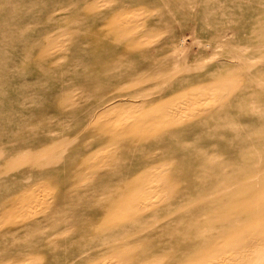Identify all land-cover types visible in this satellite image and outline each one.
I'll return each mask as SVG.
<instances>
[{
    "label": "rangeland",
    "instance_id": "374dc122",
    "mask_svg": "<svg viewBox=\"0 0 264 264\" xmlns=\"http://www.w3.org/2000/svg\"><path fill=\"white\" fill-rule=\"evenodd\" d=\"M214 86H234L237 97L223 108ZM185 103L214 112L211 121L167 133L179 121L167 106ZM263 123L264 0H0V264L116 259L142 229L173 264H201L264 215L251 202L264 200ZM143 185L148 201L168 199L124 232L112 215ZM135 246L144 258L147 246Z\"/></svg>",
    "mask_w": 264,
    "mask_h": 264
},
{
    "label": "bare ground",
    "instance_id": "6f19581e",
    "mask_svg": "<svg viewBox=\"0 0 264 264\" xmlns=\"http://www.w3.org/2000/svg\"><path fill=\"white\" fill-rule=\"evenodd\" d=\"M234 86H232L231 88L230 87H225V88H222V87H220V86H214V94L212 95V98H211V100L212 101H214V102H216V101H225L224 99L227 97V101H229V99L231 100V99H233L234 97H237L236 96V94H233V92H234ZM227 101H225L224 103H222L221 104V106L224 108L225 107V105H227L226 104V102ZM250 105V104H249ZM190 107V108H189ZM192 105L190 106V105H188L187 103H185L183 106H179V105H177V104H174V105H171V106H167V108H166V114L170 117H172L173 115H176L177 113L179 114V121L177 122V123H168V127H167V130H166V132L167 133H169V132H172L173 130H177L178 128H179V125L180 124H182L183 122H188V123H194L195 125L196 124H199V125H202L201 123L203 122V121H205L206 119H209V121L208 120H206L207 122H210L211 120H210V118L214 115L213 113L214 112H208V110H206V109H203V110H200V109H197L196 107L194 108V109H192ZM227 107V106H226ZM258 107V106H257ZM179 108V109H178ZM257 109V108H256ZM222 110V109H221ZM249 111L251 110V109H248ZM252 112V111H251ZM261 118V117H260ZM263 118V117H262ZM187 119V120H186ZM262 120V119H261ZM213 123V122H212ZM203 124H204V122H203ZM253 125V124H252ZM263 125H264V123H263ZM208 126V125H207ZM210 127H211V125H209ZM214 126H215V124H214ZM221 126V125H220ZM223 126V125H222ZM229 126V125H228ZM234 126V125H233ZM232 125H231V127H233ZM201 128V127H200ZM208 128V127H207ZM229 128V127H228ZM228 128H226L227 130H229ZM252 128V130H254L253 129V126L251 127ZM203 129V128H202ZM210 129V128H209ZM211 129H212V127H211ZM223 130H225V128L223 129ZM224 132H226V133H228L227 131H224ZM174 133L175 132H173V134L172 135H174ZM219 134V133H218ZM232 134V133H231ZM170 135V134H169ZM168 135V136H169ZM208 135V134H207ZM226 135V134H225ZM209 136V135H208ZM219 135H217V137H218ZM224 136V135H223ZM235 136V135H234ZM189 137H191V136H189ZM220 137V136H219ZM225 137V136H224ZM260 138H262L261 136H259ZM258 137V138H259ZM168 138V137H167ZM183 138V137H182ZM188 138V137H187ZM194 138V137H193ZM199 138V137H198ZM214 138H215V136H214ZM226 138V137H225ZM225 138H224V141H225ZM230 138L232 139V136L231 137H229V139L228 138H226V139H228V142H229V140H230ZM234 138H237V137H234ZM257 139V140H261V139ZM173 139V138H172ZM176 139V138H175ZM221 139V138H220ZM174 140V139H173ZM177 140V139H176ZM178 140H180V137H179V139ZM236 140H238V139H236ZM192 141V140H191ZM196 141V140H195ZM227 141V140H226ZM226 141H225V143L223 142V144H226ZM232 141L233 140H231V143H232ZM263 141H264V139H263ZM198 142V141H197ZM234 142V141H233ZM255 142H257V141H255ZM230 143V144H231ZM237 143H242L243 144V141L242 142H235V144H237ZM252 143V142H251ZM195 144H196V142H195ZM194 144V145H195ZM200 144V143H199ZM205 144V143H204ZM253 144H254V141H253ZM257 144H258V142H257ZM256 144V145H257ZM226 145H229V144H226ZM255 145V146H256ZM190 146V145H189ZM210 146V145H209ZM208 145H207V147H209ZM215 146V145H214ZM232 146H233V144H232ZM236 146V145H235ZM249 146V145H248ZM252 146V145H251ZM255 146H254V148H255ZM191 147V146H190ZM195 147H197V146H195ZM203 147V146H202ZM206 147V146H205ZM212 147H213V145H212ZM211 147V148H212ZM227 147H229V146H227ZM238 147H239V145H238ZM238 147H234V151H235V148H236V150H237V148ZM241 147V146H240ZM258 147V146H257ZM256 147V148H257ZM192 148V147H191ZM210 148V147H209ZM208 148V149H209ZM230 148V147H229ZM233 148V147H232ZM214 148H212L211 150H213ZM215 149H217V147H215ZM240 148H238V150H239ZM246 149L247 148H245V150H241V151H246ZM249 149V148H248ZM251 149V148H250ZM201 150V149H200ZM210 150V149H209ZM204 151V150H203ZM206 151V150H205ZM208 151V150H207ZM214 151V150H213ZM213 151H212V154H213ZM231 151V150H230ZM240 151V152H241ZM248 151V150H247ZM250 151V150H249ZM262 151V150H261ZM256 152V151H255ZM260 152V151H259ZM190 153V152H189ZM211 153V152H210ZM209 152H208V154H210ZM217 153V152H216ZM236 153V152H235ZM245 153V152H244ZM254 153V152H253ZM257 153V152H256ZM261 153V152H260ZM207 154V153H206ZM220 155V154H219ZM222 155V154H221ZM249 155V154H248ZM255 155H257V154H255ZM259 155V154H258ZM212 156V155H211ZM215 156V155H214ZM214 156H212V157H214ZM225 156V155H224ZM224 156L221 158V159H224ZM238 156H240V155H238ZM242 157H243V155H241ZM251 156V155H250ZM252 156H254V155H252ZM208 157V156H207ZM207 157H206V159H207ZM226 157V156H225ZM259 157V156H258ZM215 158V157H214ZM263 158V157H262ZM203 160H204V158H202ZM209 159V158H208ZM207 159V160H208ZM212 158H210L209 160H211ZM256 159V160H255ZM255 162L257 161L258 162V160H257V158L255 157ZM261 159V158H260ZM203 160H201V162L203 161ZM208 160V161H209ZM217 160V159H216ZM227 160V159H226ZM192 161H193V159H192ZM205 162L203 163V165L205 164V165H207L206 164V160H204ZM248 161V160H247ZM214 162H215V160L213 161V167H214ZM227 162H228V160H227ZM232 162V161H231ZM254 162V163H255ZM262 162V161H261ZM260 162V164H262ZM208 163V162H207ZM215 163H219V161L218 162H215ZM220 163H221V160H220ZM254 163H253V166H254ZM197 164V167H196V165H194L195 166V169L196 168H198V164L199 163H196ZM209 164H211V163H209ZM226 164V163H225ZM264 164V163H263ZM262 164V165H263ZM212 165V164H211ZM211 165H209V166H211ZM219 165V164H218ZM218 165H216L215 164V166H218ZM222 165H223V161H222ZM229 165V164H228ZM227 165V166H228ZM258 165V164H257ZM208 166V165H207ZM253 166H251L250 168H252ZM264 166V165H263ZM154 167V166H153ZM157 167H159V166H157ZM155 168V169H153L151 172H150V174L151 173H153V171H155V170H157V169H159V168ZM165 167V166H164ZM204 167V166H203ZM212 167V166H211ZM211 167H209V168H211ZM219 167V166H218ZM225 167H226V165H225ZM229 167H232L231 165L229 166ZM235 167V166H234ZM190 169L191 168H193L194 169V167L193 166H190L189 167ZM205 168V167H204ZM220 168V167H219ZM233 168V167H232ZM240 168H242V167H240ZM256 168V167H255ZM254 167L252 168L253 170L255 169ZM263 168V167H262ZM208 169V168H207ZM207 169H205V171L207 170ZM211 169H213V168H211ZM224 169V168H223ZM222 169V170H223ZM227 169V168H226ZM225 169V170H226ZM242 169H244V168H242ZM256 169H258V168H256ZM151 170V169H150ZM188 170V169H187ZM196 171V170H195ZM209 170H207V172H208ZM213 171V170H212ZM211 171V172H212ZM241 171V170H240ZM256 171V170H255ZM255 171H253L254 173H255ZM162 172H164V171H162ZM162 172H161V174H162ZM172 172V171H171ZM188 172H190V171H188ZM192 172H194V171H192ZM201 172V171H200ZM199 172V173H200ZM210 172V171H209ZM224 172V171H223ZM236 172V171H235ZM234 172V173H235ZM238 172V171H237ZM253 172H251L250 173V175H253L252 173ZM258 172V171H257ZM256 172V173H257ZM263 172V171H262ZM191 173V172H190ZM194 173H197V172H194ZM194 173H191V174H194ZM214 174L216 173V172H213ZM212 173V174H213ZM219 173V172H218ZM218 173H216V174H218ZM221 173V172H220ZM219 173V174H220ZM231 173V172H230ZM229 173V174H230ZM255 173V174H256ZM149 174V173H148ZM160 174V175H161ZM191 174H190V176H191ZM202 175L204 174V172L203 173H201ZM206 174V173H205ZM211 174V175H212ZM213 174V175H214ZM222 174H224V173H222ZM247 174V173H246ZM159 175V176H160ZM175 175V174H174ZM195 175V174H194ZM193 175V176H194ZM225 176H226V174H224ZM223 175V176H224ZM228 175V174H227ZM156 176V175H155ZM154 176V177H155ZM206 176V175H205ZM210 176V175H209ZM220 176H221V174H220ZM222 176V177H223ZM256 176V175H255ZM263 176V175H262ZM261 176V177H262ZM157 177H158V175H157ZM172 177V176H171ZM192 177V176H191ZM195 177V176H194ZM194 177H192V178H194ZM197 177L199 178V175H197ZM215 177V176H214ZM181 178V176H179V179ZM191 178V179H192ZM196 178V177H195ZM200 178H202V177H200ZM235 178H237V177H235ZM243 178V177H242ZM248 178H252V177H248ZM197 179V178H196ZM206 179V178H205ZM222 179V178H221ZM238 179V178H237ZM172 180H174V179H172ZM171 180V182H175V184H176V181H177V178H176V181H172ZM188 180V179H187ZM199 180V179H198ZM203 180H204V178H203ZM222 180H225L224 178L222 179ZM227 180V179H226ZM255 179H253V181H254ZM195 182H196V180H194ZM193 181V182H194ZM205 181V180H204ZM227 181H229V180H227ZM231 181V180H230ZM236 181V180H235ZM241 181V180H240ZM239 181V182H240ZM257 181V180H256ZM261 181V180H260ZM192 182V183H193ZM217 182H218V180H217ZM237 182V181H236ZM238 182V183H239ZM243 182V181H242ZM258 182H259V180H258ZM262 182V181H261ZM161 183V182H160ZM182 183V182H181ZM180 183V184H181ZM203 183V182H202ZM234 184H235V182H233ZM246 183V182H245ZM251 183V182H250ZM194 184V183H193ZM199 184V183H198ZM222 184V183H221ZM226 184H227V182H226ZM233 184V185H234ZM247 184H248V181H247ZM264 184V183H263ZM163 185V184H162ZM181 185H183V184H181ZM191 185V184H190ZM189 185V186H190ZM200 185V184H199ZM216 185V184H215ZM214 185V186H215ZM223 185H225V184H223ZM223 185H222V187H223ZM230 185H231V183H230ZM246 185V184H245ZM260 185V184H259ZM160 186V185H159ZM184 186H186V185H184ZM183 186V187H184ZM218 186V185H217ZM216 186V187H217ZM221 186V185H220ZM229 186V185H228ZM256 186H257V183H256ZM261 186H262V183H261ZM176 187H177V185H176ZM180 187H182V186H180ZM195 187V186H194ZM227 187V186H226ZM260 187V186H259ZM228 188V187H227ZM233 188H235V187H233ZM240 187L238 186V190H243V189H239ZM242 188H244V185L242 186ZM251 188H252V186H251ZM253 188H256V187H253ZM185 189V188H184ZM245 189H246V186H245ZM258 189V188H257ZM137 190V189H136ZM145 186L143 185V186H141L140 188H139V190H138V192H137V194L133 197V198H130L129 200H127V201H125V199H123L125 202L120 206V207H118L116 210H115V212H114V210L111 208V212H114V214L112 215V213L110 214V215H112L113 217H112V221L111 222H113L114 221V223L117 225V224H119V225H125L126 227H124L125 228V231L124 232H132L133 231V226H134V224L135 223H137L138 222V220H140V219H142V218H145V217H147V216H149V214L150 215H152L151 213H159L158 211L159 210H162V207H163V204L167 201V199H168V195H162V196H160V197H157V199H156V196H155V199L153 198L152 200H150V201H148L147 199H146V193H145ZM188 189H186V191H187ZM210 190H212V189H209V191ZM216 190V189H215ZM232 190V189H231ZM238 190L237 189H235V191H237L236 193H238ZM248 190V189H247ZM263 190V189H262ZM167 191V190H166ZM170 190H168V192H169ZM179 191H181V190H179ZM185 191V192H186ZM194 191V190H193ZM217 191H219V190H217ZM228 191H230V190H228ZM235 191H232V193L231 194H233V192H235ZM162 192H164V190L162 191ZM177 191L175 190L174 191V194L176 193ZM183 192H184V190H183ZM208 192V191H207ZM211 192V191H210ZM241 192V191H240ZM243 192V191H242ZM253 192V191H252ZM257 192V191H256ZM193 193V192H192ZM198 193L200 194V192H199V190H198ZM212 193V192H211ZM215 193V192H214ZM225 193V192H224ZM135 194V193H134ZM173 194V195H174ZM209 194V193H208ZM264 194V193H263ZM133 195V194H132ZM176 195H177V193H176ZM191 195V194H190ZM225 195V194H224ZM230 195V194H229ZM235 195V194H234ZM240 195V194H239ZM253 195V194H252ZM186 196V195H185ZM188 196V195H187ZM206 196H208V195H206ZM212 196V195H211ZM261 196V195H260ZM154 197V196H153ZM174 197V196H173ZM205 197V196H204ZM232 197H234V196H232ZM259 197V196H258ZM257 197V198H258ZM263 197H264V195H263ZM143 198H145L146 200L144 201L143 200ZM151 198V197H150ZM170 198V197H169ZM176 198V197H175ZM190 198H192V196L190 197ZM211 198V197H210ZM217 199H219L218 197H216ZM250 197H248V199H249ZM255 198V197H254ZM172 199V198H171ZM215 199V198H214ZM217 199H216V201H217ZM221 200V199H220ZM220 200H218V201H220ZM244 200V199H243ZM242 200V201H243ZM246 200V199H245ZM204 201V200H203ZM208 201V200H207ZM217 201V203H219ZM241 201V202H242ZM252 201H254V205L256 206V209L259 207L260 208V206H259V204L261 205L262 203L264 204V200L262 199V200H259V199H256V200H251V202ZM112 202V201H111ZM114 202V201H113ZM175 202V201H174ZM201 202V201H200ZM215 202V201H214ZM221 202V201H220ZM239 202V201H238ZM244 202V201H243ZM246 202V201H245ZM245 202H244V204H245ZM247 202H250V200L249 201H247ZM171 204V202H168V204H167V206L168 205H170ZM173 203V202H172ZM182 203H184V202H182ZM199 203V202H198ZM222 203V202H221ZM174 204V203H173ZM172 204V205H173ZM193 204V203H192ZM208 204H210V203H208ZM216 204V203H215ZM238 204H240V203H238ZM237 203H236V206L238 205ZM241 204H243V203H241ZM177 205V204H176ZM191 205V204H190ZM195 205V204H194ZM213 205V204H212ZM225 205V204H224ZM229 205V204H228ZM234 205H235V203H234ZM248 205V204H247ZM108 206V205H107ZM174 206V205H173ZM172 206V207H173ZM193 206V205H192ZM215 206V205H214ZM213 206V208H215ZM220 206H221V204H220ZM239 206V205H238ZM237 206V207H238ZM242 206V205H241ZM245 206L246 205H244V208H245ZM263 207H264V205H262ZM86 207V206H85ZM115 207V206H114ZM187 207V206H186ZM218 207H219V205H218ZM224 207H226V206H224ZM227 207H229V206H227ZM226 207V208H227ZM250 207V206H249ZM74 208V207H73ZM79 208H81V207H79ZM84 208V207H83ZM110 209V205L106 208V210L107 209ZM166 208V207H165ZM190 208V207H189ZM167 209H168V207H167ZM169 209H171V208H169ZM217 209V208H216ZM229 209H231V208H229ZM228 209V210H229ZM242 209L243 208H241V211H242ZM98 210V209H97ZM106 210L104 211V212H106ZM184 210V209H183ZM206 210V209H205ZM210 210H212V209H210ZM219 210L221 211V208L219 207ZM244 210V209H243ZM259 210V209H258ZM257 210V211H258ZM182 211V210H181ZM185 211V210H184ZM213 211V210H212ZM241 211L239 212V213H241ZM245 211V210H244ZM63 212V211H62ZM68 212V211H67ZM83 212V211H82ZM103 212V211H102ZM100 213V214H103V213ZM168 212V211H167ZM209 212V211H208ZM215 212V211H214ZM79 213V212H78ZM175 213H177V212H175ZM183 213V212H182ZM207 213V212H206ZM258 213V212H257ZM58 214H61V213H58ZM105 214V213H104ZM109 214V213H108ZM168 214V213H167ZM195 214V213H194ZM202 214V213H201ZM208 214H211V213H208ZM213 214V213H212ZM225 214H227V213H225ZM225 214H224V216H225ZM254 214V213H253ZM259 214V213H258ZM257 214V215H258ZM106 215V214H105ZM109 215V216H110ZM159 215V214H158ZM178 215V214H177ZM198 215V214H197ZM197 215L195 216V218L197 217ZM237 215V214H236ZM83 216H85V215H83ZM100 216V215H99ZM102 216V215H101ZM101 216H100V218H101ZM154 216V215H153ZM153 216H151L153 219H154V222H155V217H156V219H157V215L155 216V217H153ZM168 216H171V214L170 215H168ZM167 216V217H168ZM176 216V215H175ZM203 216H207V215H204L203 214ZM230 216V215H229ZM234 216V215H233ZM253 216H255V215H253ZM87 217V216H86ZM90 217V216H89ZM159 217H160V215H159ZM164 217H166V216H164ZM172 217H174L173 215H172ZM193 217V216H192ZM231 217H232V215H231ZM239 217V216H238ZM75 218H77V217H75ZM104 218V217H103ZM139 218V219H138ZM149 218V217H148ZM151 218V219H152ZM226 217H224V219H225ZM241 218V217H240ZM64 219V218H63ZM71 219V218H70ZM84 219V218H83ZM88 219V218H87ZM105 219L106 220H108L109 218H106L105 217ZM110 219H111V217H110ZM151 219H148V221L149 220H151ZM166 219V218H165ZM213 219V218H212ZM237 219H239V218H237ZM237 219H235V220H237ZM81 220V219H80ZM92 220V219H91ZM90 220V221H91ZM168 220H170V219H168ZM223 220V219H222ZM221 220V221H222ZM227 220V219H226ZM234 220V221H235ZM70 221V220H69ZM74 221V220H73ZM78 221H79V219H78ZM136 221V222H135ZM147 221V220H146ZM145 221V222H146ZM148 221H147V223H148ZM180 221V220H179ZM196 221V220H195ZM210 221V220H209ZM218 221V220H217ZM224 221V220H223ZM231 221V220H230ZM238 221V220H237ZM75 222V221H74ZM96 222V221H95ZM105 222V221H104ZM103 222V223H104ZM107 222H109V221H107ZM107 222H105L106 224H107ZM151 222H152V220H151ZM157 222V221H156ZM170 222V221H169ZM236 222V221H235ZM240 222V221H239ZM67 223V222H66ZM79 223V222H78ZM90 223V222H89ZM92 223V222H91ZM93 223H94V221H93ZM104 223V224H105ZM114 223L113 224H111V225H114ZM147 223H145V224H147ZM158 223V222H157ZM160 223H162V222H160ZM196 223V225H197V222H195ZM207 223H208V221H207ZM237 223V222H236ZM70 224V223H69ZM69 224H68V226H69ZM88 224V223H87ZM94 224H96V223H94ZM93 224V225H94ZM109 224V223H108ZM169 224V223H168ZM167 224V225H168ZM225 224H226V222H225ZM230 224V223H229ZM239 224H241V223H239ZM238 224V225H239ZM250 224V223H249ZM149 225V224H148ZM154 225V224H153ZM152 225V226H153ZM156 225V224H155ZM154 225V226H155ZM195 225V226H196ZM228 225V224H227ZM251 226H250V228H249V230L248 231H244V232H238V233H236L235 235H234V237H232V239H229V240H227L226 242H223L222 244H223V247L222 248H220V249H217V250H214V251H211L209 254H207V255H205V259L204 260H202V263L201 264H262L263 262H264V215L263 216H255V219H254V221L252 222V224H250ZM65 226V225H64ZM76 226V225H75ZM90 226H91V224H90ZM95 226V225H94ZM106 226V225H105ZM166 226V225H165ZM87 227V226H86ZM114 228H115V226H113ZM123 227V226H122ZM146 227H147V225H146ZM145 227V228H146ZM179 227V226H178ZM210 227V226H209ZM232 227V226H231ZM249 227V226H248ZM247 227V228H248ZM66 228H68V227H66ZM75 228V227H74ZM81 228V227H80ZM82 228H85V227H82ZM81 228V230L83 231V229ZM100 228V227H99ZM99 228H97L98 230H100ZM103 228H106V227H103ZM107 228H108V226H107ZM106 228V229H107ZM119 228V227H118ZM124 228H121V230L123 229L124 230ZM127 228V229H126ZM156 228V227H155ZM162 228V227H161ZM197 228V227H196ZM204 228V227H203ZM202 228V229H203ZM206 228H208V227H206ZM230 228V227H229ZM229 228H225L227 231H228V229ZM106 229H105V231H106ZM111 229H112V227H111ZM116 229V228H115ZM137 229V228H136ZM201 229V230H202ZM209 229V228H208ZM211 229V228H210ZM209 229V230H210ZM246 229V228H245ZM84 230H86V229H84ZM90 230H91V228H90ZM92 230H94V229H92ZM96 230V229H95ZM102 230V229H101ZM153 230H154V228H153ZM199 230V229H198ZM205 230V229H204ZM221 230V229H220ZM242 230V229H241ZM65 231V230H64ZM104 231V233H106ZM109 230H107V232H108ZM113 231V230H112ZM112 231H109V232H111V233H109V234H113L112 233ZM157 231H159V230H157ZM217 231V230H216ZM233 231V230H232ZM239 231V230H238ZM61 232V231H60ZM97 232V231H96ZM103 232V231H102ZM123 232V231H122ZM152 232V231H151ZM206 232V231H205ZM235 232V231H234ZM233 232V233H234ZM64 233V232H63ZM68 233V232H67ZM66 233V234H67ZM86 233V232H85ZM85 233L83 232V234L85 235ZM99 233V232H98ZM97 233V234H98ZM116 232L114 231V234H115ZM121 233V232H120ZM137 233V232H136ZM202 232H200V234H201ZM221 233V232H220ZM219 233V234H220ZM225 233H226V231H225ZM73 234H75V229L73 230ZM79 234H81L80 232H79ZM102 234V233H101ZM109 234H106L107 236L109 235ZM113 234V235H114ZM198 234V232H196V235ZM68 235V234H67ZM82 235V234H81ZM90 235V234H89ZM92 235V234H91ZM105 235V237H107ZM118 235H119V233H118ZM117 234L115 235V236H118ZM123 235H125V233L123 234ZM172 235V234H171ZM171 235L169 236V237H171ZM202 235H204V233L202 234ZM217 235H218V233H217ZM222 235H223V233H222ZM65 236V235H64ZM99 236V235H98ZM114 236V237H115ZM120 236V235H119ZM126 236V235H125ZM138 236V237H137ZM198 236H199V238L201 237V235H199L198 234ZM231 236V235H230ZM248 236V237H247ZM43 237L44 236H42V240H43ZM59 236H57V238H58ZM66 237V236H65ZM83 237V236H82ZM90 237H92V236H90ZM94 237H97V236H93V238ZM128 237H129V234H128ZM131 237V236H130ZM129 237V239H127V244H128V248L129 247H131V249L133 248V246H135L136 244H138V242H140V243H142V244H145L147 247V250H146V253H145V255H144V258H143V256L140 258L139 256H136V255H134L133 253H132V251H131V249H129V250H127V252L124 254V255H117V256H119V257H117L116 259H109V260H100L99 262H96L95 264H173L174 263V258L172 257V256H170V255H167L168 253L167 252H165L164 251V253L162 252H159V251H157V247H155L157 244H158V241L157 240H155V239H153V235L151 234V233H149L148 231H143V229H142V232L140 233V234H136L135 235V237H137L136 239L135 238H132V237H134V236H132L131 238ZM160 237V236H159ZM189 237V236H188ZM197 237V236H196ZM196 237H195V239H196ZM215 237H217L216 235H215ZM247 237V238H246ZM46 238V237H45ZM73 238H75L74 236H73ZM72 238V239H73ZM86 238V237H85ZM88 238V237H87ZM101 238V237H100ZM108 238V237H107ZM116 238V237H115ZM119 238V240H122V239H120V237H118ZM121 238H123V237H121ZM126 238V237H125ZM125 238H123V239H125ZM184 238H187L186 236H184ZM183 238V239H184ZM204 238V237H203ZM220 238V237H219ZM81 239V238H80ZM79 239V240H80ZM97 239V238H96ZM112 239V238H111ZM160 239V238H159ZM197 239H198V237H197ZM215 239H218V238H215ZM220 239H222V238H220ZM41 242H42V240L41 239H39ZM45 240H47V239H45ZM76 240V239H75ZM77 240H78V238H77ZM82 240V239H81ZM93 240V239H92ZM95 240V239H94ZM93 240V241H94ZM105 240V239H104ZM103 240V241H104ZM160 240H162V239H160ZM224 240V239H223ZM22 241V240H21ZM48 241V240H47ZM73 241V240H72ZM71 241V242H72ZM102 241V242H103ZM49 242V241H48ZM79 242H81V241H79ZM83 242V241H82ZM87 242V241H86ZM90 242V241H89ZM98 242H99V240H98ZM106 242V241H105ZM54 243H57V242H54ZM53 243V244H54ZM58 243H60V241L58 242ZM57 243V244H58ZM69 243H70V240H69ZM83 243H85V241L83 242ZM101 243V242H100ZM114 243H116V242H114ZM117 243H118V241H117ZM120 243V242H119ZM118 243V244H119ZM15 244V243H14ZM23 244V243H22ZM27 244L29 245V243L27 242ZM79 244V243H78ZM96 244H98L99 246H100V244L99 243H96ZM95 244V245H96ZM123 244V243H122ZM204 244H205V242H204ZM12 245H13V243H12ZM11 245V246H12ZM59 245V244H58ZM61 245H63L62 243H61ZM86 245V244H85ZM98 245H96V247L98 246ZM115 245V244H114ZM126 245V244H125ZM141 245V244H140ZM160 246H161V244H159ZM217 245V244H216ZM220 245H221V243H220ZM71 246V245H70ZM107 246V245H106ZM108 246H110V245H108ZM142 246V245H141ZM177 246V245H176ZM21 247V246H20ZM61 247V246H60ZM78 247V246H77ZM85 247V246H84ZM84 247L82 248V250L84 249ZM93 247H94V245H93ZM92 247V249H94ZM104 247V246H103ZM114 247V246H113ZM112 247V248H113ZM127 247V246H126ZM136 247V246H135ZM134 247V248H135ZM139 247V246H138ZM145 246L143 245V247L142 248H144ZM218 247H219V245H218ZM19 248V247H18ZM62 248V247H61ZM60 248V249H61ZM73 248V247H72ZM90 248V247H89ZM106 248V247H105ZM108 248H110V250H112V248L111 247H108ZM116 248V247H115ZM120 248V247H119ZM125 248V247H124ZM137 248V247H136ZM135 248V249H136ZM141 248V247H140ZM139 248V249H140ZM170 248V247H169ZM180 248V247H179ZM189 248H191V247H189ZM68 249V248H67ZM70 249V248H69ZM68 249V250H69ZM91 249V248H90ZM134 249V250H135ZM201 249H205V248H201ZM71 250V249H70ZM95 250V249H94ZM106 250V249H105ZM142 250V249H141ZM176 250H178V249H176ZM61 251V250H60ZM80 251V250H79ZM79 251H76V252H78L79 253ZM85 251V250H84ZM96 251H98V250H96ZM136 251H137V249H136ZM136 251H134V252H136ZM170 251V250H169ZM204 251V250H203ZM62 252H64L63 250H62ZM94 251L92 250V253H93ZM125 252V251H124ZM177 252V251H176ZM175 252V253H176ZM200 252V251H199ZM70 253H72L71 251H70ZM73 253H75V251H74V249H73ZM85 253V252H84ZM102 253V252H101ZM105 253V252H104ZM165 253H167V254H165ZM171 253H174V252H171ZM174 253V254H175ZM197 253H198V251H197ZM196 253V254H197ZM12 254V253H11ZM82 254V253H81ZM88 254V253H87ZM87 254H85V256L87 255ZM94 254V253H93ZM109 254H111V253H109ZM142 254V253H141ZM179 254V253H178ZM200 254V253H199ZM72 255V254H71ZM74 255V254H73ZM80 255V254H79ZM114 255V254H113ZM172 255V254H171ZM84 256V255H83ZM88 256H89V254H88ZM91 256V255H90ZM100 256V255H99ZM74 257H76L77 258V255L76 256H74ZM93 257V256H92ZM111 257V256H110ZM113 257V256H112ZM175 258H177L178 256H174ZM202 257V256H201ZM11 258V257H10ZM14 258V257H13ZM71 258V257H70ZM81 258H83V257H81ZM98 258V257H97ZM107 258V257H106ZM173 258V259H172ZM72 259V258H71ZM75 259V258H74ZM79 259V258H78ZM172 259V260H171ZM182 259V258H181ZM181 259H179V260H181ZM200 259V258H199ZM20 261L19 259H16V261ZM43 260L44 261H50L51 260V257H44L43 258ZM85 260V259H84ZM86 260H88L87 258H86ZM97 260V259H96ZM142 260H143V262H142ZM22 261V260H21ZM20 261V262H21ZM77 261H79V260H77ZM199 261V260H198ZM9 262V261H8ZM73 262V261H72ZM83 262V261H82ZM89 262V261H88ZM88 262H86V264H88ZM95 262V261H94ZM142 262V263H141ZM23 263V262H22ZM75 263H76V261H75ZM198 263V262H197ZM48 264H49V262H48ZM55 264V263H54ZM79 264V263H78ZM84 264V263H83ZM179 264V263H178ZM193 264V263H192ZM196 264V263H195ZM264 264V263H263Z\"/></svg>",
    "mask_w": 264,
    "mask_h": 264
}]
</instances>
